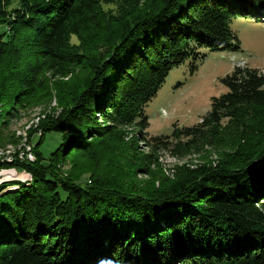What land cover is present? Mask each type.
<instances>
[{
    "label": "trees",
    "instance_id": "obj_1",
    "mask_svg": "<svg viewBox=\"0 0 264 264\" xmlns=\"http://www.w3.org/2000/svg\"><path fill=\"white\" fill-rule=\"evenodd\" d=\"M236 15L264 20V0H152L117 27L99 0H0V146L17 142L4 135L12 110L45 73L84 74L35 125L61 134L48 163L44 136L34 161L0 162L31 175L0 184V264H264V73L237 65L200 123L145 132L144 106L172 68L198 47L239 48ZM127 126L148 147L134 161ZM162 149L218 158L151 176Z\"/></svg>",
    "mask_w": 264,
    "mask_h": 264
},
{
    "label": "rangeland",
    "instance_id": "obj_2",
    "mask_svg": "<svg viewBox=\"0 0 264 264\" xmlns=\"http://www.w3.org/2000/svg\"><path fill=\"white\" fill-rule=\"evenodd\" d=\"M99 1L104 16L110 18L109 26L111 27V24L114 23L112 26L117 27V24L119 25L124 19L128 18L127 16L145 8L152 0ZM17 5L18 2L15 1L12 7ZM230 26L240 41L238 49L218 51L198 47L199 54L195 59L190 57L170 70L156 95L144 106V114L148 121L145 129L147 137L170 134L174 124L184 127L200 123L210 109L211 97L219 96L227 91L221 79L230 74L235 66L246 65L257 68L264 73V20L253 16L236 15L231 18ZM70 42L76 45L79 44L75 36L71 37ZM79 49L77 47V50ZM97 49L96 47L90 50L91 56ZM83 77L84 74L81 73L79 68H75L66 77L55 76L51 72L45 73L43 76L44 85L38 89L36 95L30 97L23 106H14L9 124L4 130V135L12 136L17 141L14 145H17L23 139V136H26L28 140H32L33 143L39 141L44 135H39L41 136L39 138V136H36L38 132L33 133L38 128L35 125H38L47 114L57 113L61 108V101L70 99L74 95ZM5 109L6 106L1 101L0 114H3ZM124 133L125 143L123 149L125 152H129L126 155L129 156L130 161L138 159L140 153H147L148 147L139 141L138 132L134 126H127ZM60 142L61 134L59 132L50 131L45 134L39 144V150L45 161L43 163H48L46 161H48L50 153ZM9 144L12 145V143L7 142L2 146L5 147ZM129 149H134L132 158ZM217 158V154L213 149L206 150L201 156L194 153L180 158L172 152L162 149L156 152L154 164L149 169L152 171L151 176L154 174L156 176L168 175L175 165L182 163L195 164L203 159L216 161ZM65 167H68V163ZM151 176L140 172L137 177L143 180L151 178ZM81 180H87V176H83ZM4 182L7 181H0V184Z\"/></svg>",
    "mask_w": 264,
    "mask_h": 264
},
{
    "label": "built area",
    "instance_id": "obj_3",
    "mask_svg": "<svg viewBox=\"0 0 264 264\" xmlns=\"http://www.w3.org/2000/svg\"><path fill=\"white\" fill-rule=\"evenodd\" d=\"M41 135V131H39L36 136ZM32 140H28L24 147L15 153L14 155H8L6 157H0V162L4 164L12 163V162H32L31 161V155H28V144ZM5 166V165H4ZM29 174L26 172L24 169H19L16 166H5V167H0V181L9 179V178H27L29 180Z\"/></svg>",
    "mask_w": 264,
    "mask_h": 264
},
{
    "label": "bare ground",
    "instance_id": "obj_4",
    "mask_svg": "<svg viewBox=\"0 0 264 264\" xmlns=\"http://www.w3.org/2000/svg\"><path fill=\"white\" fill-rule=\"evenodd\" d=\"M27 141H28V139L26 138V136H23V139L17 145H14V144L11 145V144H9V145H7L5 147L0 146V157H6L8 155H14L15 153H17L18 151H20L24 147V145H25V143ZM33 149H34V143L32 141H30V143L28 144V155H31V161H34V159H35ZM30 178H31V175L29 174V179ZM9 179H11V180L27 181V178H24V179H21V178H9ZM11 180H6L5 179V181H11ZM1 181L3 182L4 180H1Z\"/></svg>",
    "mask_w": 264,
    "mask_h": 264
}]
</instances>
